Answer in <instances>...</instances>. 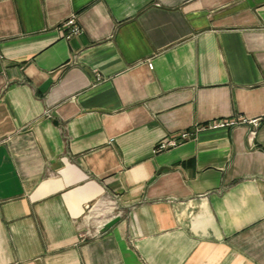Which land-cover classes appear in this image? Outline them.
Instances as JSON below:
<instances>
[{
    "label": "crops",
    "instance_id": "obj_1",
    "mask_svg": "<svg viewBox=\"0 0 264 264\" xmlns=\"http://www.w3.org/2000/svg\"><path fill=\"white\" fill-rule=\"evenodd\" d=\"M0 264H264V0H0Z\"/></svg>",
    "mask_w": 264,
    "mask_h": 264
},
{
    "label": "built area",
    "instance_id": "obj_2",
    "mask_svg": "<svg viewBox=\"0 0 264 264\" xmlns=\"http://www.w3.org/2000/svg\"><path fill=\"white\" fill-rule=\"evenodd\" d=\"M65 27H69V38L71 36L74 35H78V33L80 32V28L78 25H76L75 20L72 18L70 20H68L67 22L64 23ZM250 123L252 125H254L255 127L258 126V120H252L250 121ZM226 126V124H211L210 126H208L207 128H220ZM204 128H200L198 127L197 129H195V131H183L179 134L178 138H172V139H168V140H164V141H160L155 149H154V153H161L163 151L169 150V149H173L178 147L180 144L186 142V141H191V139H193L195 137V134L197 131L202 130ZM100 233V232H98Z\"/></svg>",
    "mask_w": 264,
    "mask_h": 264
},
{
    "label": "water",
    "instance_id": "obj_3",
    "mask_svg": "<svg viewBox=\"0 0 264 264\" xmlns=\"http://www.w3.org/2000/svg\"><path fill=\"white\" fill-rule=\"evenodd\" d=\"M119 221L118 218H114L113 220H110V222H108L105 225V230H107L108 228H111L114 224H116Z\"/></svg>",
    "mask_w": 264,
    "mask_h": 264
}]
</instances>
